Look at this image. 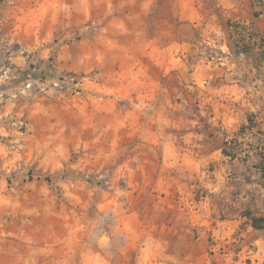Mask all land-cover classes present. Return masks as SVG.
<instances>
[{
  "label": "rangeland",
  "instance_id": "rangeland-1",
  "mask_svg": "<svg viewBox=\"0 0 264 264\" xmlns=\"http://www.w3.org/2000/svg\"><path fill=\"white\" fill-rule=\"evenodd\" d=\"M130 1L0 0V264H264V229L247 218H264V179L255 168L264 160V1L244 0V20L229 17L227 0L185 2L186 23L200 3L222 23L234 20L229 37L224 29L200 32L185 44L184 64L211 63L224 73L247 51L256 57L242 76L222 77L246 87L248 98L231 101L225 119L185 81L193 97L180 104L182 128L172 131L194 147L171 166L158 164L155 152L126 148L143 142L136 128L153 129L149 119L124 120L123 135L102 130L113 125L102 117L113 94L96 66L76 67L85 42L94 49L102 33L100 6ZM225 139L239 140L230 145L234 159L218 151ZM134 155L152 166H127ZM129 183L135 194L165 190L162 219L140 199L131 202ZM140 219L168 227L145 231Z\"/></svg>",
  "mask_w": 264,
  "mask_h": 264
},
{
  "label": "crops",
  "instance_id": "crops-1",
  "mask_svg": "<svg viewBox=\"0 0 264 264\" xmlns=\"http://www.w3.org/2000/svg\"><path fill=\"white\" fill-rule=\"evenodd\" d=\"M185 2L190 1L132 0L119 5H101L98 17L103 24L102 33L95 37L94 49H87L89 41L85 42L84 49L77 58L81 66L76 65L82 71L96 66L107 81L108 90L113 94L111 99L107 100L110 112L102 116L104 120H111L113 125L102 127V130H110L111 135H123L122 125H126L124 120L136 117L149 119L154 124L153 129L149 130L145 122L136 128V133L143 142L127 145L126 148L135 151V148L141 147L144 153L155 152L158 155V164L163 166H171L179 162L181 156H185L182 154L183 151H193L194 146L187 144V148L183 147L185 144L181 141L184 139L182 134L172 131V129L177 131L182 128V117L177 118L179 115L183 116L180 104L183 100L193 97L191 93L184 91L185 81L188 84L187 87L197 90L196 100H200V104L202 100L217 102L218 109L213 110V113L216 117L225 119L229 116V110L227 111L226 108L231 101L246 103L248 98L246 87L241 85L237 90V84L232 85L236 83V80L229 81L222 77L229 75V73L225 74L226 71L238 74L237 70L242 76L243 67H246L249 60L252 61L256 57L253 52L247 51L245 56L248 59L239 58L242 62L239 63L238 68H235L236 65L228 64L227 70L223 68L224 73L214 72L218 67L212 66L211 63L207 65L205 63L184 64L181 56L185 44L191 45L200 32L217 33L224 29L229 37L232 29L228 26L234 20L227 18L222 23L216 14L210 16V12L207 11L208 6L205 12L203 10L205 4L200 3L195 7L198 16H194L186 23ZM244 3V0H227V7L231 8L227 12L229 17L237 12L239 13L238 19L244 20L247 14ZM255 16L257 27H262L258 14ZM230 47L233 49V46ZM245 85L248 84L245 83ZM173 115L176 116L174 120H172ZM226 141L230 140H223L218 150L222 154ZM111 145L116 146L117 142L112 140ZM190 158L191 164L197 165L204 161V157ZM152 163L151 159L148 160L145 157L142 159L140 155H134L127 160L126 165L150 167ZM147 179L152 181L150 174L145 175V180ZM156 184L158 186L164 184L163 179L159 178ZM130 187L132 183H129L125 194L131 197V202L132 196L140 199L139 206L143 210L146 209L153 219L156 217L162 219L161 215L165 214L160 211L164 209L163 203L168 198V195L164 194L165 190L154 188L143 194H135L134 189L131 190ZM121 204L125 202L121 201ZM118 206L119 204L116 210ZM126 209H129L128 205ZM140 223L143 224L145 231L165 230L168 227L162 222L152 220L149 222L141 220ZM119 227L118 224L117 228ZM129 227V223L125 222L122 229H129Z\"/></svg>",
  "mask_w": 264,
  "mask_h": 264
},
{
  "label": "trees",
  "instance_id": "trees-1",
  "mask_svg": "<svg viewBox=\"0 0 264 264\" xmlns=\"http://www.w3.org/2000/svg\"><path fill=\"white\" fill-rule=\"evenodd\" d=\"M249 122L252 124L253 122L249 120ZM244 129V127L242 128V130ZM233 144L235 146L239 145V140L238 139H233L230 141H226L224 143V147H223V154L226 157H230L232 159H234L236 157V150L237 148H230V145ZM255 168L261 173L263 179H264V160L261 161L257 166H255ZM247 218L249 219V221L251 222L252 227L255 230H263L264 229V218H259L254 216L252 213L247 214Z\"/></svg>",
  "mask_w": 264,
  "mask_h": 264
},
{
  "label": "built area",
  "instance_id": "built-area-1",
  "mask_svg": "<svg viewBox=\"0 0 264 264\" xmlns=\"http://www.w3.org/2000/svg\"><path fill=\"white\" fill-rule=\"evenodd\" d=\"M209 44H211V43L209 42Z\"/></svg>",
  "mask_w": 264,
  "mask_h": 264
}]
</instances>
